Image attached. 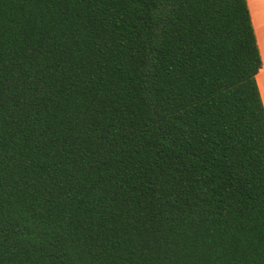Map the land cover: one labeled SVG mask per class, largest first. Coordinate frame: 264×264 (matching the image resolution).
<instances>
[{
    "label": "trees",
    "instance_id": "1",
    "mask_svg": "<svg viewBox=\"0 0 264 264\" xmlns=\"http://www.w3.org/2000/svg\"><path fill=\"white\" fill-rule=\"evenodd\" d=\"M261 67L247 0H0V264H264Z\"/></svg>",
    "mask_w": 264,
    "mask_h": 264
},
{
    "label": "crops",
    "instance_id": "2",
    "mask_svg": "<svg viewBox=\"0 0 264 264\" xmlns=\"http://www.w3.org/2000/svg\"><path fill=\"white\" fill-rule=\"evenodd\" d=\"M247 4L262 60V67L257 75V83L264 105V49L260 45L261 32L264 30V0H247Z\"/></svg>",
    "mask_w": 264,
    "mask_h": 264
},
{
    "label": "snow or ice",
    "instance_id": "3",
    "mask_svg": "<svg viewBox=\"0 0 264 264\" xmlns=\"http://www.w3.org/2000/svg\"><path fill=\"white\" fill-rule=\"evenodd\" d=\"M261 48L264 49V30L261 32V39H260Z\"/></svg>",
    "mask_w": 264,
    "mask_h": 264
}]
</instances>
